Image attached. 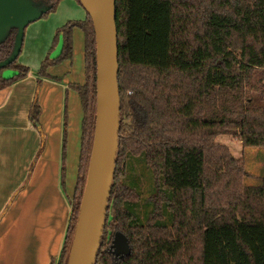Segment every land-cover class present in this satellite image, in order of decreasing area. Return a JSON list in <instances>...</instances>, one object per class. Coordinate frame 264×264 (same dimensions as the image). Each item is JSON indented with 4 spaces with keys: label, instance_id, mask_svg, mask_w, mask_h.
Wrapping results in <instances>:
<instances>
[{
    "label": "trees",
    "instance_id": "trees-1",
    "mask_svg": "<svg viewBox=\"0 0 264 264\" xmlns=\"http://www.w3.org/2000/svg\"><path fill=\"white\" fill-rule=\"evenodd\" d=\"M36 1L51 6L47 13L61 2ZM116 8L120 138L96 264H264V164L260 181L246 183L244 158L216 140L234 132L244 145L264 148V94L257 95L264 91V0H116ZM75 27L85 34L86 80L74 85L84 111L81 152L67 235L51 264H67L94 141L90 15L57 29L37 73L38 85L58 79L49 69L73 57ZM16 32L0 44V61L12 54ZM29 73L17 58L0 68V90ZM40 116L36 98L29 118L38 129ZM116 232L128 238L129 255L113 253Z\"/></svg>",
    "mask_w": 264,
    "mask_h": 264
},
{
    "label": "crops",
    "instance_id": "crops-1",
    "mask_svg": "<svg viewBox=\"0 0 264 264\" xmlns=\"http://www.w3.org/2000/svg\"><path fill=\"white\" fill-rule=\"evenodd\" d=\"M87 16L78 0H61L45 19L29 24L25 34L34 36L37 53L20 63L30 73L0 90V264H51L61 255L81 152L84 111L74 85L86 80L83 30L74 29L73 57L49 69L58 79L38 85L37 73L57 29ZM36 98L41 129L29 118Z\"/></svg>",
    "mask_w": 264,
    "mask_h": 264
},
{
    "label": "water",
    "instance_id": "water-1",
    "mask_svg": "<svg viewBox=\"0 0 264 264\" xmlns=\"http://www.w3.org/2000/svg\"><path fill=\"white\" fill-rule=\"evenodd\" d=\"M92 18L97 41V107L94 141L78 221L67 264H96L105 231L119 148L121 95L119 85V33L116 0H79ZM50 5L36 0H0V44L16 29L12 54L0 68L18 58L26 27L41 19ZM112 250L129 255L131 247L116 232Z\"/></svg>",
    "mask_w": 264,
    "mask_h": 264
},
{
    "label": "rangeland",
    "instance_id": "rangeland-1",
    "mask_svg": "<svg viewBox=\"0 0 264 264\" xmlns=\"http://www.w3.org/2000/svg\"><path fill=\"white\" fill-rule=\"evenodd\" d=\"M48 14L49 13L44 14L42 18L45 19ZM36 50L37 46L34 36L29 37L27 34H25L22 51L18 57V61L21 62L22 59L25 60L29 56L31 57L32 61V59H34L36 56ZM13 72V70H7L6 75L13 74ZM262 94H264V91L261 88V90L257 92V95L262 96ZM125 119L129 120L128 112L125 113ZM216 140L219 143L225 144L236 158H244L246 163L245 165L247 166L251 176L246 177V183L253 184L260 181V174L264 164V148L244 145L239 133L234 132L219 134ZM145 185L146 183L143 184L144 187Z\"/></svg>",
    "mask_w": 264,
    "mask_h": 264
}]
</instances>
